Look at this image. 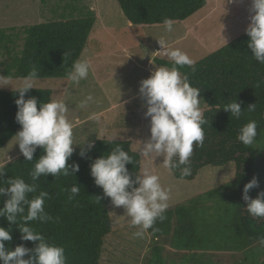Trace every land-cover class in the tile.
Here are the masks:
<instances>
[{
    "label": "trees",
    "instance_id": "trees-1",
    "mask_svg": "<svg viewBox=\"0 0 264 264\" xmlns=\"http://www.w3.org/2000/svg\"><path fill=\"white\" fill-rule=\"evenodd\" d=\"M116 1L134 25L163 24L165 18L182 21L206 4V0ZM94 23L95 15L90 14L25 26L19 49L6 45L13 41L12 36L8 29H0V49L9 50V61L2 63L4 75L22 78L35 67L39 78L67 77L85 48ZM249 39L245 31L196 61L195 70L180 68L190 85L200 89L208 123L203 126V146L194 145L190 175L182 176L180 169L170 170L171 174L175 179L193 180L203 167L233 163L235 177L193 197L186 206L166 211V218L154 225L158 231L147 232L153 245L146 264H264V244L260 242L264 238V218L250 216L243 199L244 185L254 177L258 187L252 188L249 196L255 198L264 191V64L252 56ZM153 61L172 66L170 60L154 57ZM18 96L17 91L0 90V148L21 128L15 118ZM32 96L37 98L39 108V102L51 99V91L33 88L25 93V99ZM235 100L243 110L239 118L223 108ZM252 104L254 108L249 111ZM253 120L257 122V137L252 145L245 146L237 136L241 127ZM91 144V148L88 144L69 158V164H79L75 176H41L35 182L37 191L28 194L29 199L40 191L50 194L44 207L53 219L32 221L30 226L50 243L65 248L67 264H101L105 237L113 230L112 201L90 174L94 159L107 155L119 144L133 157V163L126 165L133 178L140 173L141 156L129 141L98 138ZM42 154L43 149L37 147L33 161L23 155L9 161L0 175V186L7 187L9 178L32 183L30 173ZM74 184L80 186V192L69 200ZM6 199V195L0 196V208ZM18 223H22L19 218ZM0 226L11 228L12 239L5 242L9 249L21 244L31 249L38 243L22 240L18 226L4 216H0ZM223 254H229L232 260H223Z\"/></svg>",
    "mask_w": 264,
    "mask_h": 264
},
{
    "label": "clouds",
    "instance_id": "clouds-1",
    "mask_svg": "<svg viewBox=\"0 0 264 264\" xmlns=\"http://www.w3.org/2000/svg\"><path fill=\"white\" fill-rule=\"evenodd\" d=\"M250 12V23L245 30L250 37L248 47L255 60L264 64V0H251ZM163 26L165 31L171 32L174 21L165 18ZM158 43L160 51L169 58L172 66L157 67L140 82L139 93L146 107L144 115L150 118V137L140 143L139 152L153 161L163 157L162 165L165 169H180L182 176H188L191 173L189 165L194 145L203 146V126L208 123L201 108L200 89L191 86L187 75L180 72V68L185 66L195 70V60L185 51L169 47L163 39H159ZM90 69L89 60L78 59L73 62L67 79L74 85L79 84L81 80L87 79ZM38 78V71L33 67L20 79L19 85L13 88L10 79L0 75V87L11 85L19 93L15 100L18 109L15 118L21 128L15 134L14 144H18L27 161L34 160L37 147L43 149V154L36 159L30 173L32 183L23 178H9L7 187L0 186V196H7L0 208V216L18 226L22 240L38 243L31 249L23 244L17 245L14 250L9 249L5 242L12 239L11 228L0 226V264H67L65 248L50 243L30 226L32 221L46 222L53 219L44 207L45 200L50 196L48 192L40 191L32 199L28 198V194L37 191L35 182L41 176H75L79 171V164L68 163L75 150L74 146L79 145L74 142L75 123L68 118V102L53 98L48 102H39L38 108L35 96L25 99L26 92L37 88ZM89 102H95L92 94H88L79 107L83 109ZM223 108L236 118L243 112L236 100ZM253 108L254 104L248 106L249 111ZM90 119L98 120L99 117L93 114ZM256 137L257 122L253 120L241 127L237 139L245 146H250ZM92 146L91 143L88 145L89 148ZM80 154L83 156V151ZM9 159L6 163H0V175L5 172ZM129 163H133V157L117 144L107 155L102 154L94 159L90 165V174L112 204L124 208L126 217L130 218V226L137 228L132 234L133 238L144 239L149 229L153 234L158 231L154 227L157 220L162 222L166 218L164 214L169 207L170 189L162 185L160 176L148 166L133 178L126 167ZM254 187H258L255 177L244 185L243 199L247 202L245 208L250 216L264 218V191L251 198L248 193ZM79 192L80 186L74 184L68 199H73ZM18 218L22 223H18ZM260 242L264 244V238ZM26 255L27 259L24 258Z\"/></svg>",
    "mask_w": 264,
    "mask_h": 264
},
{
    "label": "rangeland",
    "instance_id": "rangeland-1",
    "mask_svg": "<svg viewBox=\"0 0 264 264\" xmlns=\"http://www.w3.org/2000/svg\"><path fill=\"white\" fill-rule=\"evenodd\" d=\"M250 8L251 0H206L204 7L182 21H174L173 31L167 32L163 24L129 23L116 0H0V29H8L12 36L13 41L6 45L19 49L25 26L94 14L95 23L79 59L91 61L95 70L79 84L74 85L67 77H45L38 78L36 87L49 89L51 99L68 102V118L76 125L74 142L79 143L73 153L98 137H116L115 140L129 139L132 149L140 154V143L150 137V118L144 117L146 107L139 85L155 68L163 66L149 59L151 55L169 60L160 51L158 40L185 51L196 62L244 33L250 23ZM8 51L0 49V75H4L2 63L9 61ZM6 78L13 88L21 79ZM12 86L6 85L0 90L14 91ZM88 94L94 96L95 102L81 109L79 104ZM119 100L127 103L116 107ZM201 108L205 109L202 100ZM93 114L99 119L83 123ZM15 141L14 136L0 148V163L22 155ZM162 160L163 157L153 161L141 155L140 172L145 166L152 168L160 176L162 185L170 189L166 211L186 206L193 197L228 182L234 174V164L226 163L203 167L193 180L175 179L163 167ZM110 216L113 230L105 237L101 264H146L153 245L150 235L146 233L144 239L133 238L137 228L130 226L123 207L111 204ZM223 255V260H232L229 254Z\"/></svg>",
    "mask_w": 264,
    "mask_h": 264
},
{
    "label": "crops",
    "instance_id": "crops-1",
    "mask_svg": "<svg viewBox=\"0 0 264 264\" xmlns=\"http://www.w3.org/2000/svg\"><path fill=\"white\" fill-rule=\"evenodd\" d=\"M149 59H153V55H151L150 57H149ZM91 62V61H90ZM95 66L93 65V63L91 62V69H90V71H94L95 70ZM127 102H126V100H119V102L117 103V104H114L113 103V105L115 106V105H117L116 107H119V105L120 106H122V105H124V104H126ZM109 108H112V106L111 107H109ZM106 113V112H105ZM101 115H103V113H101ZM100 115V116H101ZM103 117V116H102ZM145 117V116H144ZM75 118H77L76 116L74 117V119ZM146 118V117H145ZM73 119V120H74ZM89 119H90V117H88V118H86L85 120H83V123H85V122H88L89 121ZM80 120V119H79ZM74 129H76V125H75V127H74ZM75 136H76V134H74ZM127 141H129L130 142V145H131V141L128 139ZM132 148V147H131ZM141 156V155H140Z\"/></svg>",
    "mask_w": 264,
    "mask_h": 264
}]
</instances>
